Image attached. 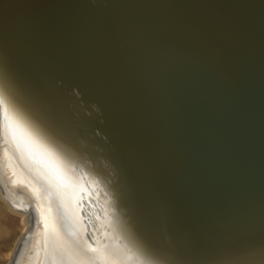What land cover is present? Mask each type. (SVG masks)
I'll return each mask as SVG.
<instances>
[{
  "label": "bare ground",
  "instance_id": "bare-ground-1",
  "mask_svg": "<svg viewBox=\"0 0 264 264\" xmlns=\"http://www.w3.org/2000/svg\"><path fill=\"white\" fill-rule=\"evenodd\" d=\"M0 97L87 190L89 244L264 264V0H0ZM45 195L0 133V264H53Z\"/></svg>",
  "mask_w": 264,
  "mask_h": 264
},
{
  "label": "snow or ice",
  "instance_id": "snow-or-ice-1",
  "mask_svg": "<svg viewBox=\"0 0 264 264\" xmlns=\"http://www.w3.org/2000/svg\"><path fill=\"white\" fill-rule=\"evenodd\" d=\"M0 133L6 143L20 155L25 165L34 170V175L46 193L45 199L59 201L58 212L68 224L63 230L45 224L46 239L50 241L53 264H150L145 249L135 242L107 243L108 237L97 238L95 246L83 237L82 218L79 215V193L87 190L68 175L58 157L31 129L14 105L5 106L0 97ZM51 212V208H49ZM43 219V216H42ZM47 247V244H46Z\"/></svg>",
  "mask_w": 264,
  "mask_h": 264
},
{
  "label": "rangeland",
  "instance_id": "rangeland-1",
  "mask_svg": "<svg viewBox=\"0 0 264 264\" xmlns=\"http://www.w3.org/2000/svg\"><path fill=\"white\" fill-rule=\"evenodd\" d=\"M15 231H16V232L19 231V228L17 227Z\"/></svg>",
  "mask_w": 264,
  "mask_h": 264
}]
</instances>
